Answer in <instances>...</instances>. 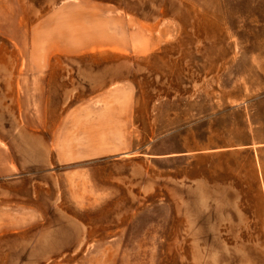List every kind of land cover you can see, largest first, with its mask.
I'll return each mask as SVG.
<instances>
[{
    "label": "rangeland",
    "instance_id": "rangeland-1",
    "mask_svg": "<svg viewBox=\"0 0 264 264\" xmlns=\"http://www.w3.org/2000/svg\"><path fill=\"white\" fill-rule=\"evenodd\" d=\"M0 264H264V0H0Z\"/></svg>",
    "mask_w": 264,
    "mask_h": 264
}]
</instances>
